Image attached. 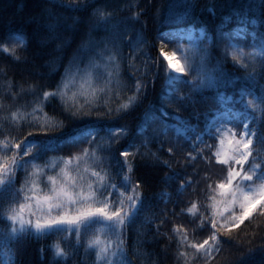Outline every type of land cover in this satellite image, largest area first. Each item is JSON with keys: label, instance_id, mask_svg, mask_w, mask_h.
Masks as SVG:
<instances>
[{"label": "trees", "instance_id": "obj_1", "mask_svg": "<svg viewBox=\"0 0 264 264\" xmlns=\"http://www.w3.org/2000/svg\"><path fill=\"white\" fill-rule=\"evenodd\" d=\"M68 2L0 0V35L9 37V52L0 49V162L5 155H13V152L5 153V141L15 143L42 137L45 133L39 130L41 126L59 125L61 121L66 126L63 137L53 143L52 150L29 161L19 171L20 178H13L16 190L22 183L26 184L24 192L12 205L25 225L21 231L18 216L15 238L7 248L0 242V264H108L109 260L118 259L111 254L98 259L96 245H88L89 240H99L102 249L112 238L110 222L105 225L102 216L93 217L87 228L82 226L79 242L75 225L64 224L63 231L59 232L54 228L37 232L29 225V221L34 224L47 218L46 206H38L34 195L42 196L51 190L49 176L61 182L65 173L75 176L77 183L82 185L83 180L108 187L115 184L118 192L123 190L126 176L128 189L134 183L141 184L138 191L143 200L125 229L119 259L131 261V264H264V212L259 211L264 201H258L251 215L235 226L231 216L233 209L237 213L240 211L238 203L228 205L229 210L222 216L216 215L217 209H223L225 204L215 186L226 179L227 165L222 172L214 155L223 134L212 132L209 124L218 114L236 115L237 118L227 125L232 139H239L234 134L243 128L244 122L255 125V142L250 148L256 159H264V122L258 120V113H253L251 106L246 104L254 98L259 103L260 84H264V73L260 71V63L264 61V0H82L91 7L79 11L69 9ZM96 9L108 18L107 23H97ZM158 32L168 33L181 47L175 58L184 71L177 80L168 83L163 79L169 69L160 54L162 41L155 39ZM121 33L133 41L131 48L125 42L117 49L120 55L113 63L105 64L100 60L99 67L90 66V45L107 40L111 49L112 42L119 41ZM140 38L146 44L137 47ZM216 39L221 41L220 48L226 47L228 51L222 75L215 69V53L211 52ZM13 46L25 50L14 56ZM205 46L209 49V59L201 69L196 53ZM78 48L81 52H77ZM141 49L153 59L159 57L162 63L161 78L155 83L151 81V73L145 78L140 72H134V69L143 70ZM163 50L172 56L175 48L163 45ZM253 53L254 59H250L247 54ZM73 54L83 55L85 61L75 77L71 75L75 69H68ZM185 56L195 63H186ZM232 68L238 71L230 70ZM254 70L255 80L245 75ZM200 75L205 78L218 76L219 80L215 84L200 85L197 79ZM137 77L148 80L147 94L129 103ZM182 78L195 79L199 86L189 91ZM162 85L165 89L177 90L176 94L188 93L190 99L178 109L177 103L169 102L167 95L161 92ZM44 91L56 94L53 98H44ZM241 94L243 102L239 100ZM108 108L112 110L110 116L106 114ZM90 110L92 115L83 120L92 123L72 120V126L67 127L72 112ZM165 111L169 114L167 117L162 115ZM165 120L169 125L167 134L161 136L160 141L152 140L146 147L141 146L142 155L127 157L133 169L129 171L124 167L121 171L120 165L125 158L119 152L128 145H132L129 150L134 151L135 145H141L146 136L151 140L153 130L161 128ZM236 124L239 128L234 127ZM117 127H124L126 131L116 133ZM89 129L98 132L92 145L82 138ZM108 129L120 139L106 143ZM200 133L203 134L202 143L197 146L213 145L211 153L205 150L207 154L202 153V158L187 162L185 166L184 153ZM208 133L216 134L215 139H209ZM67 137L80 139L74 143ZM97 144L102 148L96 149ZM169 147L176 151L169 153ZM85 149H88L87 154ZM32 150L29 146L28 151ZM234 150L235 146L230 144L226 155H233ZM208 156H211V164ZM71 157L79 159H72L65 165V160ZM164 161H169V166H165ZM233 167L237 171L244 170L234 162ZM86 168L88 171L80 174V170ZM92 172L98 176H92ZM28 173H32L31 177ZM189 177L192 183L181 187V180ZM230 188L236 191L247 186L234 182ZM3 193L4 186L0 185V232L11 227L6 218L9 204ZM128 195L120 198L126 208ZM96 200H100L99 195ZM21 203L25 205L23 210ZM192 204L196 207L189 211ZM67 210L53 209L52 215ZM213 219L217 222L215 229L212 228ZM213 233L217 237L215 241L209 239ZM204 240H208L210 251L198 254L192 245L203 244ZM57 246L64 255L56 254Z\"/></svg>", "mask_w": 264, "mask_h": 264}, {"label": "snow or ice", "instance_id": "obj_2", "mask_svg": "<svg viewBox=\"0 0 264 264\" xmlns=\"http://www.w3.org/2000/svg\"><path fill=\"white\" fill-rule=\"evenodd\" d=\"M67 7L72 11H79L81 9H86L87 7H91V5H85L82 0H69ZM94 15L96 17L97 23L104 22L107 23V19L103 13L96 9L94 10ZM155 39L162 41V47L160 49V54L164 57L165 60H168L169 53L164 52L163 45L172 46L175 48V51L171 53L173 57H175L176 52L181 51V47L172 39L169 38L168 33L158 32ZM0 40L3 43H0V49L5 52H9L8 47V35H0ZM127 42V45L131 48L133 41L129 39L128 36L123 35L121 33L119 41L112 42V48H109V42L107 40L96 42L93 45H90L88 51L90 55L88 57V64L92 67H99V61L103 60L105 64L113 63L118 56L120 55L119 49L122 45ZM141 44H146V42L140 38L137 42V47ZM221 41L219 39L213 40L211 46V52L215 53V69L223 74V65L227 64L228 60V51L227 48H220ZM102 45V46H101ZM154 47V46H153ZM23 48L12 47L11 52L15 56L17 52L24 51ZM77 52H81V49L78 48ZM141 55L143 56V70L134 69V72H140V75L145 78L148 77L149 73H151V81L153 83L156 82L157 79L161 78L162 71V63L159 61V57L153 59L150 54H146L143 50H140ZM135 57V52L131 53ZM197 55L200 57V68L203 69L205 63L209 59V49L207 46L204 48L197 50ZM241 55H245L243 52ZM250 59H254L253 54H247ZM15 58H19L18 56ZM185 61L188 64L195 63L194 59H190L185 56ZM84 56L76 55L70 58L68 69H75V71L71 72V75L75 77L77 73L80 71V64H83ZM131 66V63H130ZM167 68L171 71L175 72H183V67H178L173 65V63L169 60L167 64ZM232 71H238L235 68L230 69ZM171 71L163 77L165 83L169 82V78L171 76ZM260 71L264 73V61L260 63ZM111 76V73L109 74ZM191 75V72H189ZM245 75H251L253 80L256 78L255 70L253 73L245 72ZM183 79V78H182ZM199 79L200 85L205 83L215 84L218 82L219 77L209 75L206 78L203 75L197 77ZM183 82L189 87V91L193 87H197L199 85L196 84L194 80L183 79ZM147 83L148 80H141L139 77L136 78L135 83V92L133 97H129V103L141 95L147 94ZM51 86V85H49ZM143 89V93L141 92ZM261 94L258 97L259 103L256 102V98L253 100H248L246 104L251 106V110L253 113H258L257 119L264 122V84H260ZM161 92L165 93L168 97L169 102L175 101L177 103L178 109L179 106L184 103L186 100L190 99L188 93L179 92L175 89H165L164 85L161 86ZM55 92L44 91V98H53L55 96ZM39 100V97H37ZM239 100L243 102V94L239 97ZM125 108L128 107V104L124 105ZM119 110V109H118ZM111 108H108L107 115H111ZM92 111H88L86 113H77L72 112L70 116V122L67 127L72 126V120L80 121L81 124H89L92 121H85L83 117L91 116ZM145 115L147 116V110ZM163 116L167 117L169 114L165 111L162 113ZM179 119L178 117H175ZM64 121H61L59 125H45L40 127V131L45 133L42 137H33L30 139H23L15 143H8L5 141V153L13 152L11 157L5 155L2 158L3 162H0V185L4 186V198L5 201L9 204V208L6 210V218L11 222V227H6L3 232H0V242L4 244L7 248L8 244L15 238L17 234L16 222L19 216L20 230H24L25 222L22 216L19 213H16L12 205H14L16 199L20 196L22 192H24L26 184L22 183L19 190H16L14 187V177L15 179H19V171L25 168V165L29 163V161H34L38 159L41 155L46 153L49 150H52L53 143L61 139L63 137V129L65 128ZM147 127V126H146ZM145 127V131H146ZM234 127L239 128V124L234 125ZM59 130V131H57ZM169 130V125L165 120L163 122V126L159 129L153 130V135L151 140L146 136L142 141L141 145H135V150L130 151L129 148H132V145H128V147L124 148V150L119 152L121 157L125 159L120 165V170L122 171L124 167H127L129 171L133 169V165L129 163L127 157L129 156H138L142 155L140 153L141 146H147L152 140L160 141V137L166 135ZM224 130V126L221 125L220 128L217 129V134ZM109 135L107 136L106 143H111L113 141L119 140L120 137L118 135H112L111 129H108ZM126 131L124 127H117L115 129L116 133H121ZM193 131H195V127L193 126ZM54 132L55 134L48 135L47 133ZM32 134L30 133L29 136ZM98 135V132L95 129H89L87 132L82 134L83 139L89 140V145H92L95 142V138ZM202 133L196 135V139L188 145V150L184 153L185 166H187V162L194 161L197 158H202L201 154L211 153L213 145L203 144V147H198V144L202 143ZM216 134L209 133V139H215ZM234 135H238L239 139H232L229 143L235 146V150L233 155L228 156L223 154L220 151H216L214 153L216 157L217 163L221 166V171L223 172V166L227 165V175L226 179L221 180L216 184V189L220 190V196L222 198V203L225 204L223 209H217L216 215H223L224 212L228 211V205L239 204L240 211L237 213L235 210H232L231 222L232 225L235 226L236 223H239L245 219V217L251 215L254 207L258 201H264V159H256L252 154V150L250 148L251 145L255 142V125H249L247 122H244L243 128L239 130ZM67 140H71L74 143H78L80 137H67ZM223 143V141H221ZM31 146L33 149L31 152L28 151V147ZM102 145L97 144L96 149H101ZM207 150V153H205ZM176 149L169 147L168 152L174 153ZM88 149L84 150V153L87 154ZM195 153V155H193ZM95 154V149L93 150V155ZM153 155H155L153 153ZM27 157V159H25ZM252 157V158H250ZM72 159H79V157H71L65 160V165L71 163ZM255 160V162H253ZM233 162L236 166H243L242 171H237L233 167ZM247 162V163H246ZM118 163H120L118 161ZM165 166H169V161L163 162ZM208 163L211 164V156H208ZM250 165V167H249ZM88 169H85L87 172ZM31 177L32 173H28ZM92 176H98V173L92 172ZM167 175V174H166ZM210 179V177H209ZM48 180L51 181L52 188L50 191H46L44 195H34V199L36 200V204L38 206H46V219L41 222L37 220L34 224L29 221V225L33 227L37 232H42L45 229L54 228L56 231H63L62 225L67 224L69 226L75 225V232L77 234L78 242L82 233L83 228H87L88 223L92 221V218L99 215L104 217L106 220L110 222V232L111 239H109L104 248H99V240L93 241L89 240L88 245L92 246L93 244L97 247L96 256L99 259L102 255L107 257L109 254L112 256L118 257L116 260H109L108 264H131V261H126L119 259V256L122 255V247L124 245V234L127 225L132 221L135 216V209L138 206L139 202H142L143 196L138 191L141 187L139 182L132 184L131 189L127 188L128 177H125V185L122 186L123 190H117V186L113 184L111 187H108L106 184L98 185L95 182L87 183V185L78 184L75 176H69L67 173L64 174L63 181L58 182L55 177L49 176ZM81 180H83V176H81ZM100 180H103V177H100ZM243 183L247 186V191H242L241 189H237L236 191H232L230 186L233 183ZM35 185V181H32ZM192 178L189 177L188 180H181L180 186L184 187L186 184H191ZM95 185V189H94ZM253 186H257L256 190L253 191ZM108 195L105 196L104 193ZM131 193L128 195V193ZM239 192V195L237 193ZM100 196V200L97 201L96 197ZM128 195V207H125V204L121 197ZM231 199H228V197ZM27 199V197H25ZM111 200V203H109ZM96 203H99L100 206H95ZM25 205L23 203L20 204V209L23 210ZM196 205L192 204L189 211L192 208H195ZM67 211H60L58 215H52L53 209H65ZM114 209V210H110ZM259 211L264 212V202L260 203ZM127 218V219H126ZM163 223V221H162ZM227 226V225H225ZM217 227V222L215 219L212 220V228L215 229ZM209 239L215 241L217 239L216 234L213 233L209 237ZM193 248L197 250V253H208L210 249L208 248V240H204L203 244L197 242L192 245ZM57 255H64L61 251L60 247H56Z\"/></svg>", "mask_w": 264, "mask_h": 264}, {"label": "rangeland", "instance_id": "obj_3", "mask_svg": "<svg viewBox=\"0 0 264 264\" xmlns=\"http://www.w3.org/2000/svg\"><path fill=\"white\" fill-rule=\"evenodd\" d=\"M169 60L173 63V65L179 67V63H178V61H177V59H176L175 57H173V56H168V60H166V63H167V64H168V61H169ZM170 71H171V70H169V72H170ZM179 75H180V72L178 73V72H175V71H171L170 81H172V80H176V79L179 77ZM222 120H226V121H227V119H226V117H225L224 114H219V115L216 117V119H214V120L211 121V126H212V128H213V130H214L215 132H217V129L220 128L221 125L224 126V130L221 131V132H219V133H222V134H223V140H222L223 143L220 144L218 151L222 152L223 154H226L227 147H228V145L231 144V143H229V141L232 140V132H231L230 129H228V128L225 127V123H223ZM80 171H81L80 174L83 175V172H84L85 170L81 169ZM87 183H88L87 181H84V180H83V185L86 186ZM247 190H248V188H244V189H242V191H247ZM255 190H256V187L253 188V191H255ZM95 206H98V205L95 204ZM99 206H100V205H99ZM104 220H105V223H104V224H105V225L108 224V222H107L108 220H106V219H104Z\"/></svg>", "mask_w": 264, "mask_h": 264}]
</instances>
